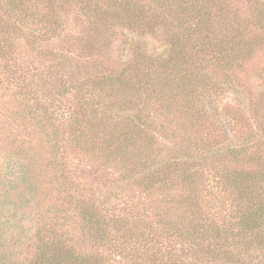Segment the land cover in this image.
Segmentation results:
<instances>
[{
  "label": "rangeland",
  "instance_id": "1",
  "mask_svg": "<svg viewBox=\"0 0 264 264\" xmlns=\"http://www.w3.org/2000/svg\"><path fill=\"white\" fill-rule=\"evenodd\" d=\"M111 1H53L56 9L50 22L58 33L32 41L20 37L28 29L8 14V0H0V264L31 258L35 249L33 241L26 247L27 238L38 230L45 239L53 228L67 232L75 249L101 256L97 264H195L201 245L210 242L224 259L217 264H264V241L257 240L263 226L250 230L251 241L243 242L250 258L241 253L236 261L232 256L231 249L241 247L243 236L241 214L234 205L239 196L221 177L235 164L213 155L245 138L249 159L240 167L252 172L264 202V11L257 13L264 9V0H257V7L255 0H230L227 5L228 18L238 27L235 33L229 31L228 45L244 55L243 66L229 68V82L246 85L243 94L224 92L228 68L216 73L206 53L192 51L193 66L179 72L181 76L185 71L183 80L171 78L173 71L162 72L158 106L146 87L139 89L137 106L143 108L145 123L118 118L119 104L112 98L124 95L126 87L116 86L115 95L109 96L113 85L105 78L77 121L71 122L67 108L80 104L72 97L77 79L72 73L78 76L84 67L85 44L99 53L94 65L111 69L114 75H109L118 83H146L147 68L168 66L170 38L185 29L183 17L197 13L189 0ZM132 19L137 26L126 28ZM230 27L226 24L227 30ZM62 45L71 51H62ZM71 52L78 55L73 58ZM65 84L68 96L60 88ZM132 100L133 106L137 99ZM120 131L133 137L125 151L114 150ZM218 139L223 141L219 148ZM183 158L190 161L186 173L195 180L191 187L180 175L156 182L160 176L168 178L163 172L153 179L159 187L150 192L142 186L143 168L152 170L161 160L178 163ZM185 187L200 196L203 232L195 237L203 241L196 245L187 239H165L177 234L194 238L184 231L189 223L183 218L189 201L180 196ZM82 209H93L105 219L104 241L92 240L96 232L88 229Z\"/></svg>",
  "mask_w": 264,
  "mask_h": 264
},
{
  "label": "trees",
  "instance_id": "2",
  "mask_svg": "<svg viewBox=\"0 0 264 264\" xmlns=\"http://www.w3.org/2000/svg\"><path fill=\"white\" fill-rule=\"evenodd\" d=\"M53 1L55 0H8V14L10 16H16V22H18L21 27H25L29 30H27L25 33H22L20 37H23V39L30 38L32 39V41H36L37 39L48 40V35L53 37L56 36L58 30L52 29L53 27H55V23L53 24L52 22H50L53 18L51 14H53V10L56 9V5ZM188 2L190 3V5H195L197 7V13L196 15L190 14L184 16L183 20L186 23L185 29H178L179 31H182L181 35L177 36V33H175L174 37L172 35L170 38L171 51L167 63V65L170 66V70H168V66H166L164 70L162 68L163 65L161 66L160 64H158L157 67H150L151 69H153V71L147 68L146 78H148V81H146V83L143 80V83L139 84V80L130 81L129 79L125 83L123 82V79L120 80V83H118L115 76L114 78H112L109 75H114L111 69H105L102 65H94L96 60L99 58V53L93 52V50L91 49V45L87 46L85 44V46L83 47L85 48V52L82 54V59H84L85 63L84 67L81 71L78 72V76L77 74L72 73L77 77V79H75V84L71 87V89L74 91V96L72 97H77V100L80 104H77V106H75L74 108H67L71 109V116L69 118L71 122L77 121L79 114L83 112V107H85L84 105H88L91 102L88 97L91 98L94 95V93L99 89L101 80L105 78L112 82L113 85V89L107 92L109 96L113 94L115 95L113 90L116 88V86L120 88L126 87L124 89V95H122L120 98H112L115 100L113 104L115 102H118L119 104L116 106L118 107V118L126 120L127 122H131V124L145 123L143 120L144 114H142L143 108L137 106L140 103L141 99V92L139 91V89L146 87V92L148 93V95L153 96L156 103H158V106L161 102V94L164 88L162 72H166L168 75H173L174 73L175 76L173 75L171 76V78L177 77L179 80H183V74L185 71L181 76H179V72L183 69H187V67L193 66L195 54H193L192 51H195L197 53H206L211 59L212 63L217 67L218 70L216 71V73H219L220 69L228 68L227 82L231 81V73L229 68L231 66H236V64H240L243 66L244 55L240 50L236 48V46L231 45L230 47L228 45V39L231 35V32L229 31L231 30L232 33H235L236 30H238L236 24L233 25V22L235 21L233 20L234 17L232 16L233 22L228 18L229 10L227 8V5L230 4V0H189ZM255 2L257 7L259 3L257 2V0H255ZM57 11L59 12V10ZM263 11L264 9L259 10L257 12L258 15L261 16L263 14ZM218 21H221L222 24L224 23V25L220 26L218 24ZM48 24H50L51 27H49ZM226 24L231 26L230 29L227 30ZM126 26V28L132 29L133 26H137V24H134V19H132L128 21V25ZM63 49L65 50V52L71 51H68V49L64 48L62 45L61 50L63 51ZM139 49H141V47ZM71 53H73V55L70 56H73V58L78 55L77 54L74 56V52ZM249 55L250 54H247V56ZM113 62L116 63L117 61L114 60ZM118 64L121 65L122 62H118ZM61 65L63 64H59L58 66L61 67ZM116 66L118 67L117 63ZM7 71L12 72L11 70ZM71 78L74 79L72 75ZM237 79L239 83L241 78L238 76ZM136 85L138 91L135 92ZM213 87L215 88V84ZM60 88L62 94H65L67 96L68 94H70L69 89L66 88V84L60 85ZM245 88L246 85L242 84V82L238 85L233 82H229L226 85L224 92L241 95L243 94ZM222 89L223 87L221 86L220 91ZM128 94L131 95L132 98L134 97L137 99L135 105L132 106L131 102L133 100ZM150 100L153 99H146V104ZM111 108L112 107L110 106V110L112 111ZM128 109H131V112H127ZM206 116L207 114H204L203 118H206ZM119 137L126 138L119 140ZM132 139L133 137L128 131H120L118 136L114 140L117 142L114 150L121 147V151H123L128 143L133 144ZM222 142L223 141H220V139L217 140L218 148ZM245 142V138H242L236 144L233 142H229L226 144L223 150H215L213 154L218 157H228L227 161L235 164L231 165V167L223 174L221 178L224 185L227 186V188L229 187V190L232 191V193L239 196L238 201L234 202V205L240 211L239 212L237 210V213L241 214L240 228L242 233L241 235L243 236H241V247H233L231 249L232 252L234 251V253H232V256L236 261L239 260V256H241V253H243V256L247 255L249 258L251 257L249 253L250 249L247 250L246 248H243V242L251 241L250 230L258 229L261 226L264 227V202L261 199V195L258 194L255 188L254 175L251 171L240 167L241 163L246 162L249 159L247 158L248 155H246L247 146L245 148ZM140 158L141 156H137V160H140ZM215 159H217L219 162V159L217 157ZM238 162H240V164H238ZM189 163V158H183L181 159V162L178 163L175 161L169 163L165 160H161L159 166L155 167L152 170L148 169V167H145L143 168L145 170L142 177L144 181L142 186L145 189L147 187L150 192L155 185H158L159 187V184L153 183V179L155 178L156 173L160 174V172H163L162 175H168V178H162L160 176L157 180H155L156 182H167L171 177H178L180 175V177H183L184 182H186L187 185L191 187V183H194L195 180L193 179V177L188 176L186 173V169L189 171ZM191 178L193 179V181H191ZM145 179L146 182H149V185H146ZM186 190L187 188L185 187V191H182V194L180 195L181 198L189 201L187 210L188 215L183 217L184 219H187L189 223L188 227H186L187 223L184 224V231L185 236H191L194 238L181 237L177 234L170 235L168 237L165 236V239L179 238L182 241L187 239L192 244L196 245L200 243V240L203 241L202 237H195L197 234H200V232H203V225L199 223L201 220V216L198 212V209H200L199 207H201L199 206L200 196L197 191L188 192ZM192 194H196V197L192 196ZM243 208L246 209L245 212H243ZM82 216L89 224L88 229H92L96 232L92 240L95 242H97L99 239L101 242L104 241V238L106 237L108 231L105 219L99 217L97 211H94L93 209H82ZM49 231V236L45 239L42 238L44 240L41 239V231L38 230H36L35 233L32 234V236L27 238V240H29V243L27 241L26 247L28 248V246H31L30 242L33 241V249H35L34 254L31 258L25 259L19 264H97L100 262L101 256L98 257L97 254H94L92 252L88 253L79 248L75 249V247L71 243L70 238L66 235L67 232L59 229L57 230V228L50 229ZM217 235L219 234L217 233ZM226 239L229 243L227 236ZM257 240L258 242L264 241V231H261V233L257 235ZM210 243L201 245V248L197 253L198 256L195 257V264H217L220 261H224V259H221V257L218 256V251L211 248ZM24 252L25 251H22L21 254ZM261 252L264 253V250ZM134 253H132L131 255H133ZM233 258L232 260L234 261ZM134 263L138 264V261Z\"/></svg>",
  "mask_w": 264,
  "mask_h": 264
}]
</instances>
